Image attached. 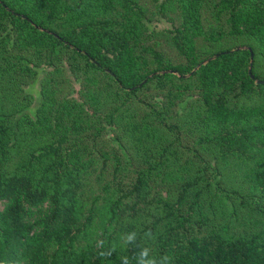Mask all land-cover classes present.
Listing matches in <instances>:
<instances>
[{
	"label": "trees",
	"instance_id": "1",
	"mask_svg": "<svg viewBox=\"0 0 264 264\" xmlns=\"http://www.w3.org/2000/svg\"><path fill=\"white\" fill-rule=\"evenodd\" d=\"M159 7L174 33L140 0H0V198L51 201L41 227L0 211V259L264 264V0ZM33 63L54 67L34 117Z\"/></svg>",
	"mask_w": 264,
	"mask_h": 264
},
{
	"label": "rangeland",
	"instance_id": "2",
	"mask_svg": "<svg viewBox=\"0 0 264 264\" xmlns=\"http://www.w3.org/2000/svg\"><path fill=\"white\" fill-rule=\"evenodd\" d=\"M139 1V0H138ZM163 0H140L142 5H145L148 8V15L150 17L151 25L155 29H160L162 31L167 32H175L177 28H179L180 23V15L176 9L173 7H159V4L162 3ZM231 43H245L242 37H237ZM166 49L170 51V45L166 44ZM174 55V54H173ZM36 66L35 73L32 78H29L25 82L21 83L23 87V91H25L29 98L30 104L29 107L25 109V112L30 116L34 117L35 111L37 107L41 104L43 100V96L41 93L43 83L49 77L51 71L54 69L53 66L46 65L44 63L34 64ZM62 74L57 75V80L59 82L58 93L64 95L68 92V95L74 99H80L79 93L81 89V83L79 78L75 77L73 73L70 71L67 63L63 62L60 65V71ZM68 78V82H65V78ZM64 82V84H62ZM66 83V84H65ZM67 84L69 85L70 91L66 90ZM2 87H5V83H1ZM2 88H0V91ZM22 97V93H20L15 101L18 102ZM14 101L15 104H18ZM212 119V118H211ZM165 194V193H164ZM166 195V194H165ZM16 202L20 203L21 206L26 211L25 218H27L32 225L35 227H41L42 221L50 214L51 212V201L49 197L37 202L30 203L17 191L11 193L8 196L0 198V211L4 212L10 207H12Z\"/></svg>",
	"mask_w": 264,
	"mask_h": 264
},
{
	"label": "clouds",
	"instance_id": "3",
	"mask_svg": "<svg viewBox=\"0 0 264 264\" xmlns=\"http://www.w3.org/2000/svg\"><path fill=\"white\" fill-rule=\"evenodd\" d=\"M145 236L148 238L152 237L151 231L145 233ZM137 239V233L136 232H130L127 233L124 237H122V240L124 244H135ZM151 249L149 247H143L141 251L136 254L134 257L136 260V264H168L169 257L168 256H163L159 259H157L156 256L151 254ZM101 256H111L112 252H101ZM122 264H130L129 257L124 256L121 258ZM0 264H24V261L21 259L18 260H10L7 257L4 259H0Z\"/></svg>",
	"mask_w": 264,
	"mask_h": 264
},
{
	"label": "water",
	"instance_id": "4",
	"mask_svg": "<svg viewBox=\"0 0 264 264\" xmlns=\"http://www.w3.org/2000/svg\"><path fill=\"white\" fill-rule=\"evenodd\" d=\"M258 82H262V80H258Z\"/></svg>",
	"mask_w": 264,
	"mask_h": 264
}]
</instances>
